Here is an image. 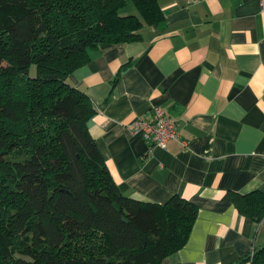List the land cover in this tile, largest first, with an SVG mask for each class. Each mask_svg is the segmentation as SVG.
Wrapping results in <instances>:
<instances>
[{
	"label": "trees",
	"instance_id": "trees-1",
	"mask_svg": "<svg viewBox=\"0 0 264 264\" xmlns=\"http://www.w3.org/2000/svg\"><path fill=\"white\" fill-rule=\"evenodd\" d=\"M129 1L139 14L120 13ZM164 19L159 0H0V264H160L187 244L198 206L125 196L90 132L97 107L68 82L90 49ZM235 197L264 220V192ZM248 262L264 245L231 264Z\"/></svg>",
	"mask_w": 264,
	"mask_h": 264
},
{
	"label": "crops",
	"instance_id": "crops-1",
	"mask_svg": "<svg viewBox=\"0 0 264 264\" xmlns=\"http://www.w3.org/2000/svg\"><path fill=\"white\" fill-rule=\"evenodd\" d=\"M262 1L159 0L162 26L99 44L68 78L98 109L90 132L125 196L164 204L178 194L199 208L187 244L160 264H231L264 245V220L235 197L264 192ZM120 13L139 11L129 1ZM156 106L178 125L167 148L131 130Z\"/></svg>",
	"mask_w": 264,
	"mask_h": 264
},
{
	"label": "built area",
	"instance_id": "built-area-1",
	"mask_svg": "<svg viewBox=\"0 0 264 264\" xmlns=\"http://www.w3.org/2000/svg\"><path fill=\"white\" fill-rule=\"evenodd\" d=\"M262 5L264 9V0ZM131 130L141 135L151 149L155 146L167 148L172 140L179 138L177 123L160 106L153 108V114L150 117L141 116L134 120Z\"/></svg>",
	"mask_w": 264,
	"mask_h": 264
},
{
	"label": "rangeland",
	"instance_id": "rangeland-1",
	"mask_svg": "<svg viewBox=\"0 0 264 264\" xmlns=\"http://www.w3.org/2000/svg\"><path fill=\"white\" fill-rule=\"evenodd\" d=\"M31 74H32L33 76L36 74V67H35V66L33 67Z\"/></svg>",
	"mask_w": 264,
	"mask_h": 264
}]
</instances>
